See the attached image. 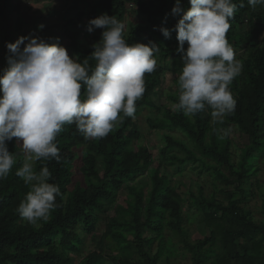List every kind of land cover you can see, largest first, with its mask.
I'll return each mask as SVG.
<instances>
[{
    "label": "trees",
    "instance_id": "obj_1",
    "mask_svg": "<svg viewBox=\"0 0 264 264\" xmlns=\"http://www.w3.org/2000/svg\"><path fill=\"white\" fill-rule=\"evenodd\" d=\"M89 1L71 0L66 11L62 33L71 55L69 83L61 82L59 75L43 97L36 116L32 166L24 165L16 148L17 124L24 113L6 125L5 141H0V264H71L70 253L80 242L78 230L87 234L94 230L96 214L105 203H114L125 181L126 196L119 195L120 206L115 216L107 219L96 250L78 264H101L104 258L113 264H159L160 257L170 255L162 238L164 227L190 256V264H264V220L255 223L243 208L246 196L241 189L255 174L254 161L264 151V0H221L214 22L195 34L187 21L205 15L207 0H95L84 14L80 5ZM176 7L183 10V17L173 15ZM128 8L140 20L131 19ZM98 13L101 19H97ZM124 17L128 19L126 31ZM82 21L86 31L101 24L112 29L111 47L105 43L81 45L74 27ZM244 23L248 30L239 34ZM193 35L200 40L192 42ZM221 46L226 49L214 70L228 84L220 94L224 121L217 126L205 113L214 90L202 70L205 59H213ZM237 51H243L244 56L240 72L235 74L229 71L226 59ZM157 58L172 63L171 75L180 71L174 80L175 95L170 97L177 110H164L160 120H147V124L156 130L173 127L199 155L196 158L184 142L168 137L158 158L173 150L183 152L184 158L174 155L167 160L178 165L198 162L212 170L225 187L242 195L223 205L200 192L190 194L192 212L198 214L197 223L205 232L194 241H189L183 229L181 196L159 175L158 168L151 175L146 197L141 188L132 185L154 164V157L148 149L129 147L132 131L126 138L122 133L139 110L155 108L150 98L166 71ZM8 63L5 58L0 72ZM129 78L135 79L134 97L118 111L123 129L114 135L100 131L88 140L84 114L93 107H110ZM190 86L194 91L189 96ZM226 124L235 127L246 141L235 162L229 140L219 133ZM96 158L101 161V175ZM204 160L211 163L206 165ZM76 162L84 183L69 189ZM36 187L40 212L30 202ZM148 231L152 239L144 238ZM154 240L159 244L151 254Z\"/></svg>",
    "mask_w": 264,
    "mask_h": 264
},
{
    "label": "rangeland",
    "instance_id": "obj_2",
    "mask_svg": "<svg viewBox=\"0 0 264 264\" xmlns=\"http://www.w3.org/2000/svg\"><path fill=\"white\" fill-rule=\"evenodd\" d=\"M4 1L8 2L6 6ZM71 0H0V70L3 67L5 58L9 66L0 72V141H5V127L18 120L21 114H25L17 124L18 140L16 142L17 154L24 159V165L31 167L35 159V150L32 146L33 136L35 134L36 116L41 110L44 102L43 97L52 90V84L60 75L61 82L69 83L68 61L71 58L67 48V39L62 33V27L67 20L66 11ZM95 0L83 3L80 6L84 14L95 5ZM221 0H207L203 7L205 15L198 19H189L187 21L189 29L193 34L200 31L206 25L212 24L213 18L219 14ZM131 19L140 20L132 8H128ZM173 15L183 17V10L176 7L172 11ZM97 19H101V14H97ZM128 19L124 17L123 29L126 31ZM79 32V42L85 47L105 43L109 47L112 45L113 31L110 28H104L101 24L92 31H86L85 22L74 27ZM239 34L248 30L244 23L238 28ZM200 40L195 35L192 42ZM193 46L190 42V47ZM225 46L218 48L213 59H205L206 66L202 73L207 75V83L213 88V93L209 96L206 104V115H210L211 123L219 126L223 121V115L220 109V94L224 90L227 81L223 80L215 65L220 64V55L225 51ZM243 51H237L226 59L228 69L232 73L240 72V60L243 58ZM157 63L166 69L164 78L151 96L150 100L155 108L144 107L139 110L132 120L129 128L123 130V137L126 138L129 131L133 133V139L129 147L133 150L148 149L153 157L154 164L143 175L137 176L132 185L141 188L144 197L148 195L151 188V175L154 170L159 169V175L167 179V184L174 187L175 191L182 199L183 229L187 232L189 241H194L197 237L203 236L202 225L197 223L198 214L193 211L190 194L197 196L198 192L203 197H213L216 201L227 205L233 196L241 199V194H237L232 187H225L219 180L215 179L212 170L202 168L198 162L178 165L170 163L168 157L176 156L179 159L184 158L185 154L178 150L164 155L163 158L158 153L166 146L168 137L184 142L187 148L196 158L198 153L193 150L191 144L186 138L173 127L167 126L164 130L150 129L147 120L157 121L162 117L164 110L176 112V106L172 104L170 97L175 95L174 80L177 74L171 75L173 67L171 62L164 64L160 58ZM215 81L211 82L212 79ZM192 81V76L187 77ZM134 78H129L124 82L123 87L116 96V100L108 108H92L90 112L84 114L82 121L87 127L86 138L91 139L94 133L107 131L111 135L123 129L122 120L118 117V111L124 107L134 97ZM190 94L194 91L193 87H188ZM186 87L183 88V91ZM182 91V93H183ZM223 131L219 133L221 137L229 140V151L232 156V162H235L241 150L245 147L246 141L239 136L235 127L224 125ZM86 150V145L78 150L81 155ZM201 159V158H200ZM205 164H210L204 160ZM96 167L98 173L102 174V165L99 158H96ZM254 167V168H253ZM252 171L255 173L241 185L243 194L246 196L242 206L250 214L255 223H261L264 220V151L261 156L254 161ZM224 172L222 169H220ZM71 189L77 183H84V180L78 170V162L72 170ZM125 181L123 187L119 190L113 204H104L103 210L96 214V223L94 230L87 234L78 230L80 242L77 244V250L70 253L71 264H78L82 258L94 250L106 231L107 219L115 216V211L120 206V196H126ZM36 187L31 193V204L40 212L41 199ZM36 224V221L34 220ZM126 235V240L129 241ZM145 239H152L150 231L144 234ZM162 238L170 255L160 257L159 264H190V256L185 253L178 241L173 237L167 227L163 228ZM159 241L154 240L151 254L156 252ZM166 262V263H165ZM101 264H113L106 258Z\"/></svg>",
    "mask_w": 264,
    "mask_h": 264
}]
</instances>
